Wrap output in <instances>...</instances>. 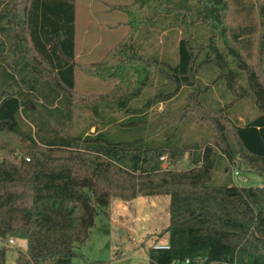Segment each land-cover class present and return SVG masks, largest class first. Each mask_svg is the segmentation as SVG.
I'll return each mask as SVG.
<instances>
[{"label": "trees", "instance_id": "1", "mask_svg": "<svg viewBox=\"0 0 264 264\" xmlns=\"http://www.w3.org/2000/svg\"><path fill=\"white\" fill-rule=\"evenodd\" d=\"M230 4L253 8L110 4L125 13L126 33L99 60L76 62L75 0H0V237L26 240L18 264H72L111 199L160 194L169 219L152 242L166 235L168 248L148 246V264H264V184L239 185L229 173L244 165L264 175V78L248 61L254 26L226 25ZM162 32L178 34L176 52L163 58ZM76 71L113 85L79 92ZM214 87L221 95L207 93L206 105L203 91ZM245 98L259 112L241 122L233 118L241 104H229ZM185 153L189 166L178 169Z\"/></svg>", "mask_w": 264, "mask_h": 264}, {"label": "rangeland", "instance_id": "2", "mask_svg": "<svg viewBox=\"0 0 264 264\" xmlns=\"http://www.w3.org/2000/svg\"><path fill=\"white\" fill-rule=\"evenodd\" d=\"M104 0H94L95 8L91 5L89 9L87 4H83L84 0H76V7L78 11V17L76 22V31L77 35L82 31L83 25H81V21H83V15L85 10H92V16L96 20V17H100L97 13L99 9L102 12V17L105 21L110 19H118L117 14H121L123 17V13L121 11L113 10L110 13L106 10ZM111 2H120L121 0H107ZM129 0H126V2ZM124 2V1H121ZM246 4H253V8L244 9L243 12H240L238 7L229 5V12L226 16V25L230 27H234L236 25H244V24H253L254 32L252 33V44L249 48L250 57L248 58L249 63L254 66L260 78H264V26L261 22V17L259 18L258 8L260 12V4L264 5V0H244ZM262 5V6H263ZM264 7V6H263ZM97 9V10H96ZM251 10V15L246 13L248 10ZM93 10L95 11L96 17L93 14ZM97 17V18H98ZM99 19V18H98ZM114 30H107L109 32V40L104 42L91 56L80 58L81 61H86L88 59L99 58L102 56L100 52L107 49L112 43L118 41L120 37L125 33L126 26L124 24H118ZM179 32V30H178ZM178 34H167L166 39H164L163 43V52L165 53H174L176 52ZM138 43L144 44V34L140 33L137 38ZM106 45V46H105ZM105 47V49H104ZM162 50L161 44L158 48L160 52ZM243 54V53H242ZM172 59V58H171ZM167 65H163L161 73L164 71L170 70ZM201 82H205L204 77L201 76ZM156 81H159V76L156 77ZM96 83V84H95ZM160 83V82H158ZM84 84H87L84 87ZM213 88V85H209ZM111 87V82L101 81L95 77H89L80 71H76V79H75V89L79 92H96L102 91L105 92L109 90ZM219 89V86H218ZM216 92L215 95L219 94L218 90L214 87L213 90L207 92V89L203 91V99L207 105V93ZM232 99L231 94H229L228 101L230 102ZM37 102L40 103V98L37 99ZM182 101L178 100L176 103L175 109L179 106ZM220 103L227 107V105L220 99ZM229 104V103H228ZM241 104V108L237 109V113L233 116V118L243 122L244 116L252 117L257 114L259 111L255 103H253L250 99L245 98L242 100H238L229 105L231 107L237 106ZM178 105V106H177ZM174 109V110H175ZM161 110V105L158 106L157 111ZM170 109L169 111H174ZM229 110V107H228ZM80 114V115H79ZM85 115L86 111L79 107L78 104L73 107V118L79 122L78 124H85ZM189 120L190 117L188 118ZM186 119V120H188ZM196 127V130L200 132L201 128L199 125L193 124ZM189 129L188 125L183 126V133L188 140H199L200 137L191 138L190 135L186 134V131ZM2 152H0V156ZM17 156V159L22 156V153L16 151L14 153ZM179 169H185L188 167V162L186 158H182L176 165ZM233 170L229 173L232 176V179L235 183L239 185H252V186H260L264 184V175H258L252 173L248 170L244 165L232 166ZM237 168V169H236ZM221 172V171H219ZM217 174V173H216ZM219 174V173H218ZM146 197V196H145ZM159 198L163 201L157 208H150V206L143 207V210L138 211L136 219L133 217H122L119 213L118 209L114 210V202L115 199H111L109 205L107 206L106 213L105 211H99V213L95 217L94 226L90 229L89 238L83 243L78 245L77 251L79 252V256L74 257L72 260V264H148L146 250L148 246H150L153 242L155 235L150 239L146 238L145 235L147 233H152L156 229H160L165 222L169 219V197L167 194L158 195ZM112 204V205H111ZM112 206V208H111ZM110 212V215L107 214ZM159 231V230H158ZM152 236V235H149ZM9 238H5L2 240V244L6 249V264H18V260L16 257L19 252L25 253L26 251V240L22 237H12L13 243H8ZM166 236L161 238V241H165ZM23 256V255H22Z\"/></svg>", "mask_w": 264, "mask_h": 264}, {"label": "crops", "instance_id": "3", "mask_svg": "<svg viewBox=\"0 0 264 264\" xmlns=\"http://www.w3.org/2000/svg\"><path fill=\"white\" fill-rule=\"evenodd\" d=\"M121 1H124V2H121ZM121 1L115 3V2L104 0L103 3L105 4L104 6L106 7V10L110 13L111 11H113L112 9L109 8L110 4H120V3L125 4V3H129L131 0H129L127 2H126V0H121ZM76 3L77 2L75 0V21H74V23H75V34H74L75 57H74V59L76 62H93V61L99 60L100 58H102L104 56V54L108 51V49L112 45H114L116 42L121 40L122 37L124 36V34L126 33L127 28H128L127 25L125 24L126 15L124 12L121 11L123 13L124 17L121 14H117L118 19H110L108 21H105L103 19L104 17H102V12L100 11L101 9H99L97 11V13L100 15V17H98L95 14V11L93 10L94 16L95 17L97 16L99 18L98 19L96 17V20H95L94 17L92 16V12H91L92 10L91 11L85 10L84 15H83V21H81V25H83V28H82V31L77 35L76 22H77V17H78V11H77V7H76ZM83 4L84 5L87 4V7L89 9H92V8H90L91 5L94 6L93 8H95L94 0H84ZM117 11H120V10H117ZM119 23L124 24L126 26V31L120 37V39H118V41L112 43L107 49H105V47H104L105 50L100 52V54H102L103 52L104 53L99 58L88 59L86 61L80 60V58L91 56V54H93L96 50L98 51L99 47L104 42L109 40L110 34H109V32H107V30H109V31L114 30L116 27H118L117 25ZM164 39H166V38H164V32H162L160 34V36L158 37V40H157V44L158 43H159V45L161 44L162 50L159 53H160V57H162V58H163V53H164L163 52V43H164L163 41H164ZM112 85H113V82H111V87H112ZM86 86H87V84H84V87H86ZM81 92H84V91H81ZM100 92H102V91H100ZM86 93H89V91ZM159 105H161V109H162L163 104L159 103L158 106ZM158 106H157V109H158ZM187 156H188V154L185 153L184 158H186L187 162H188ZM188 166H189V163H188ZM115 200H116V202H114V210H115V208H117L119 213H122L120 215V218L125 216V217H133L134 219H136L138 211L143 210V207L148 205V206H150V208H157L164 201V200L162 201L161 198L158 197V195H151V196H146V197L139 195V196H137L131 200H127V201L118 200V199H115ZM111 208H112V206H111ZM168 211H169V208H168ZM108 215H110V212H108ZM167 222H165L161 226L164 227L167 224ZM162 227H159L160 229H156L152 233H147L145 235V237L147 235L154 236L156 233H158L162 229ZM163 236H166V235H163ZM161 238L158 240V242L166 243L167 236H166L165 241H161Z\"/></svg>", "mask_w": 264, "mask_h": 264}, {"label": "built area", "instance_id": "4", "mask_svg": "<svg viewBox=\"0 0 264 264\" xmlns=\"http://www.w3.org/2000/svg\"><path fill=\"white\" fill-rule=\"evenodd\" d=\"M24 159L25 160H29L28 157H25ZM160 159L164 161V156H161ZM163 166H165V163L163 164ZM3 239L4 238L0 237V243L1 244H2V240ZM8 243L12 244L13 243V239L9 238L8 239ZM0 246H4V245H0ZM152 247L155 248V249H165V248H168V245H167V243H163V242H155V243H152ZM174 264H177V263H174ZM182 264H189V260L185 259Z\"/></svg>", "mask_w": 264, "mask_h": 264}]
</instances>
